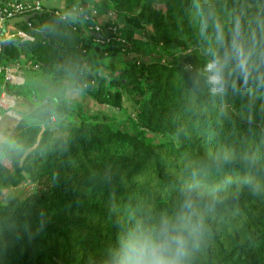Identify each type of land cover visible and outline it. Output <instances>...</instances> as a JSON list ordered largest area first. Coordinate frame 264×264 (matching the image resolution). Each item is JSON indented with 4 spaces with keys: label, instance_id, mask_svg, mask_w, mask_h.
<instances>
[{
    "label": "trees",
    "instance_id": "obj_1",
    "mask_svg": "<svg viewBox=\"0 0 264 264\" xmlns=\"http://www.w3.org/2000/svg\"><path fill=\"white\" fill-rule=\"evenodd\" d=\"M93 5L114 14L99 36L43 6L15 24L31 41L1 44V66L22 55L35 66L28 76L123 118L41 95L25 78L5 85L20 101L0 139V191L21 182L31 191L0 201V264H120L130 236L163 216L188 224L184 264H264V0ZM237 21L250 74L229 59L224 90L213 91L206 66L231 55ZM138 40L154 59L128 57Z\"/></svg>",
    "mask_w": 264,
    "mask_h": 264
},
{
    "label": "clouds",
    "instance_id": "obj_2",
    "mask_svg": "<svg viewBox=\"0 0 264 264\" xmlns=\"http://www.w3.org/2000/svg\"><path fill=\"white\" fill-rule=\"evenodd\" d=\"M217 31L219 33V25H217ZM217 39L223 40L222 33L218 34ZM231 50V55L226 51L223 60L215 56L206 66L208 83L212 85L213 91L224 90V70L229 59H235L236 67L243 73L245 80L250 74L253 51L246 50L241 41L238 21L231 42ZM184 220L183 216H178L176 221L163 216L159 224L153 225L138 235L130 236L124 247L120 264H184L189 254V239L185 235L188 224ZM188 235L191 236L192 232L189 231Z\"/></svg>",
    "mask_w": 264,
    "mask_h": 264
},
{
    "label": "built area",
    "instance_id": "obj_3",
    "mask_svg": "<svg viewBox=\"0 0 264 264\" xmlns=\"http://www.w3.org/2000/svg\"><path fill=\"white\" fill-rule=\"evenodd\" d=\"M44 6L43 0H1L0 1V29L2 24L8 19L26 15L28 13H35L40 11ZM86 10L87 13H81ZM54 15L58 16L61 20L67 17H72L73 27H83L85 23H89L86 29L92 32L98 33L101 25L106 22L107 19L113 18L112 12L103 14L104 21L100 20V14L93 5V0H72L68 1V4L64 8H54ZM80 13V14H79ZM33 37L24 30L5 28L0 36V49L4 40H14L18 42L31 41ZM35 67L31 65L29 60H25L24 56H19L18 61L9 66H1L0 72L3 74V84L0 87V118L4 112H14L17 97L7 92L5 85L17 86L22 84L24 77L22 73L26 68Z\"/></svg>",
    "mask_w": 264,
    "mask_h": 264
},
{
    "label": "rangeland",
    "instance_id": "obj_4",
    "mask_svg": "<svg viewBox=\"0 0 264 264\" xmlns=\"http://www.w3.org/2000/svg\"><path fill=\"white\" fill-rule=\"evenodd\" d=\"M10 28L18 29V27L15 25L10 26ZM136 42L139 43V47L141 51L137 54L130 53L128 54V57L137 55L143 61L154 59L146 43H144L141 40H138ZM107 60H111V59L109 58ZM23 75L25 80H29V82H31V84L35 88V91L41 95L46 92L56 91L58 93L64 94L66 97H68L71 100L78 101L83 106H87L94 110H100L106 112L107 114H109L114 118L113 120L115 119L120 120L121 118H123V113L121 112V110L104 104H97L91 97L82 94L78 90L66 89L65 87H61V86L59 87L54 81H51L48 78V76H46L45 74L39 72L34 76L32 74H29L28 76V74H26V72L24 71ZM19 101H20L19 98H17L15 108L17 107ZM123 102L124 105L129 109V104L126 98L123 100ZM30 191H31L30 184L26 182H21L15 187H9L7 189L0 191V201L5 202L12 196L23 197L27 195Z\"/></svg>",
    "mask_w": 264,
    "mask_h": 264
},
{
    "label": "crops",
    "instance_id": "obj_5",
    "mask_svg": "<svg viewBox=\"0 0 264 264\" xmlns=\"http://www.w3.org/2000/svg\"><path fill=\"white\" fill-rule=\"evenodd\" d=\"M94 2V0H93ZM43 4L46 7L50 8H62L64 6V3L61 0H43ZM105 17H103V14L100 16V20L104 21ZM21 56V55H20ZM24 72L22 73V76L24 77ZM17 115L15 111L10 112H4L1 115L0 118V139L3 138V135L6 133V131L11 127V125L14 123Z\"/></svg>",
    "mask_w": 264,
    "mask_h": 264
},
{
    "label": "water",
    "instance_id": "obj_6",
    "mask_svg": "<svg viewBox=\"0 0 264 264\" xmlns=\"http://www.w3.org/2000/svg\"><path fill=\"white\" fill-rule=\"evenodd\" d=\"M34 15V13H29V14H26V15H20V16H16V17H13V18H10L8 19L2 26V28L0 29V36H2V32L4 31V26L5 25H15L21 21H24L27 23L28 19L30 17H32ZM95 36H99L98 33H93ZM9 41H6L4 40L2 42V45H6Z\"/></svg>",
    "mask_w": 264,
    "mask_h": 264
}]
</instances>
